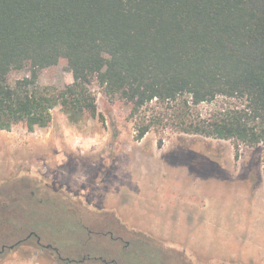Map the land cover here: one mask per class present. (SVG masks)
<instances>
[{
    "label": "trees",
    "instance_id": "1",
    "mask_svg": "<svg viewBox=\"0 0 264 264\" xmlns=\"http://www.w3.org/2000/svg\"><path fill=\"white\" fill-rule=\"evenodd\" d=\"M61 61L72 82L39 86L40 74ZM16 73L23 77L11 81ZM93 84L107 100L131 105L130 118L139 123L135 140L167 119L179 133L264 147V0H0V130L45 128L56 107L71 123L95 119ZM217 99L233 103L200 112ZM1 196L2 248L39 239L41 228L38 249L61 264H118L107 249L87 250L101 245L97 238L123 244L124 264H188L181 252L108 215L96 214L104 222L100 234L81 222L55 228V220L43 217L51 202L41 201V225L31 219L13 225L4 215L11 208L26 214L22 195L11 202ZM24 228L31 231L18 238ZM64 230L69 238L78 231L71 257L61 255L69 247Z\"/></svg>",
    "mask_w": 264,
    "mask_h": 264
},
{
    "label": "rangeland",
    "instance_id": "2",
    "mask_svg": "<svg viewBox=\"0 0 264 264\" xmlns=\"http://www.w3.org/2000/svg\"><path fill=\"white\" fill-rule=\"evenodd\" d=\"M21 77L22 73H16L10 80ZM71 82L72 76L64 61L42 72L37 81L41 87L56 89H62ZM91 89L99 113L95 119L71 123L60 107H56L50 112L48 126L35 128L41 129L36 133L35 129L27 131L33 133L30 137L26 136L25 128L20 124L10 131L0 130V193L9 196L8 202L13 201L10 197L14 199L22 195L20 201L27 208L26 214L11 208L12 212L4 215V218L10 219L11 224L20 226L31 219L41 225L43 201L44 204H55L50 207L52 212L43 216L53 219V222L55 220V226L52 225L55 228L62 225L61 221H64L63 224L75 225L81 222L93 233L100 234L104 230L103 219L96 217V214L88 215L87 208L90 206L94 210L109 200L108 204L114 209L132 211L136 205L134 191L131 189L134 182L141 185L144 195L150 193L151 189H161L164 194L175 195L183 193V189L191 188L194 184L203 183L208 188L203 197L207 202H211L215 194L209 189L220 187L222 195L226 196H222V201L227 204L230 196L235 197L236 188L239 212L244 213L251 212L248 201L252 197L264 199L262 145L235 147L232 141L179 133L171 128L167 119L161 125L152 126L141 140H135L139 123L137 118H130L131 105L118 99L107 100L96 84ZM232 103L217 99L213 103L201 105L199 110L207 114L219 107L227 108ZM79 137L85 140L84 143L81 141L80 147L75 143ZM1 197L3 201L4 197ZM150 199L149 196L143 198L147 205L156 202L151 203ZM210 205L213 209L214 203ZM30 231V228H24L18 238H25ZM68 231L64 230L60 234L61 239L67 240L65 243L69 245L68 249L61 248L63 257L73 256L71 248L76 249L74 244L79 243V238L76 241L72 236L77 235L78 231L70 235V238ZM35 235L41 244V228L35 229ZM204 240L205 247L210 250L213 238ZM14 241L16 239L9 240L6 246ZM97 241L101 242V247L94 243L87 250L94 254L106 252L107 249L110 257H114L118 264H124L118 256L123 244L111 245L108 239L97 238ZM43 243H47V240L44 239ZM30 254L37 256L40 261L41 257L46 261L54 260L48 253L38 249L34 236L22 246L4 248L0 252V264ZM186 260L192 264L187 257ZM53 263L61 264L57 261ZM169 263H172L171 257Z\"/></svg>",
    "mask_w": 264,
    "mask_h": 264
},
{
    "label": "crops",
    "instance_id": "3",
    "mask_svg": "<svg viewBox=\"0 0 264 264\" xmlns=\"http://www.w3.org/2000/svg\"><path fill=\"white\" fill-rule=\"evenodd\" d=\"M37 130L41 129L34 132ZM24 132L27 137L33 134ZM140 186L134 182L131 188L136 200L132 211L114 209L108 200L107 204L94 210L89 206L87 214L114 217L127 230L149 235L163 242L167 248L181 252L192 264H264L263 198L252 197L248 201L251 212L244 213L239 212L236 188L235 197L230 196L227 204L222 201L220 187L209 189L215 194L211 202L205 201L204 191L208 188L203 183L194 184L175 195L164 194L161 189H151L144 195ZM147 196L151 198V203L156 202L147 205L143 200ZM211 203H214L213 209ZM205 238H213L210 250L205 247ZM7 264L55 263L42 257L40 261L30 254Z\"/></svg>",
    "mask_w": 264,
    "mask_h": 264
},
{
    "label": "built area",
    "instance_id": "4",
    "mask_svg": "<svg viewBox=\"0 0 264 264\" xmlns=\"http://www.w3.org/2000/svg\"><path fill=\"white\" fill-rule=\"evenodd\" d=\"M81 141H83V143L85 142V140L83 139V137H79L78 139H75V143L76 144H79L78 146L80 147V143H81Z\"/></svg>",
    "mask_w": 264,
    "mask_h": 264
},
{
    "label": "water",
    "instance_id": "5",
    "mask_svg": "<svg viewBox=\"0 0 264 264\" xmlns=\"http://www.w3.org/2000/svg\"><path fill=\"white\" fill-rule=\"evenodd\" d=\"M37 243H39V239L37 238ZM10 249H12V247H10ZM4 250V248H2L1 250H0V252H2Z\"/></svg>",
    "mask_w": 264,
    "mask_h": 264
}]
</instances>
